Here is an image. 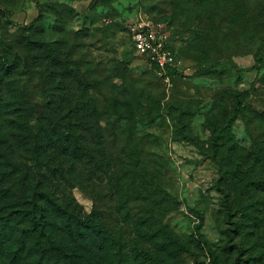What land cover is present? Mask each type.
Returning <instances> with one entry per match:
<instances>
[{"label": "rangeland", "instance_id": "1", "mask_svg": "<svg viewBox=\"0 0 264 264\" xmlns=\"http://www.w3.org/2000/svg\"><path fill=\"white\" fill-rule=\"evenodd\" d=\"M184 1L0 0V37L12 39L23 34V26H33L39 33L25 32L30 40L21 45L56 46L62 39L73 47L67 61L81 70L80 79L88 61L104 66V78L118 90L101 83L90 85L88 93L108 106L124 99L118 74L133 79L139 98L135 126L146 146L140 162L154 179L143 204L154 208L155 228L167 232L150 244L140 242L135 264H264V181L251 182L264 180L251 153L264 150V127L257 125L264 117V68H254V37L264 33V9L253 12L252 2L241 0H210L214 12L197 22L187 16ZM141 15L171 29L177 67L169 80L131 42L127 25ZM13 52L22 62L36 55L30 46ZM23 65L31 98L37 99L47 92L42 73ZM97 72L93 81L101 80ZM232 139L251 155L231 156ZM73 193L86 212L93 210V198L77 186Z\"/></svg>", "mask_w": 264, "mask_h": 264}, {"label": "trees", "instance_id": "2", "mask_svg": "<svg viewBox=\"0 0 264 264\" xmlns=\"http://www.w3.org/2000/svg\"><path fill=\"white\" fill-rule=\"evenodd\" d=\"M241 1L252 2L253 12L264 9V0ZM180 4L197 22L215 9L210 0ZM39 30L23 26V34L0 37V264H135L140 242L150 244L167 232L165 227L155 228V210L143 204L149 202L145 193H153L154 179L140 162L146 146L135 126L139 98L133 79L118 74L124 99L108 106L88 93L90 85L101 83L118 90L109 76L104 78V66L94 67L88 61L80 79L81 70L74 69L72 59L67 61L73 47L62 39L56 46L44 41L21 45L30 40L25 32L35 35ZM254 40L259 42L254 68L263 70L264 33L258 32ZM29 46L36 55L24 61L42 73L47 91L37 99L31 98L24 78L28 70L24 61L13 52ZM97 69L101 80L93 81ZM259 119L257 125L263 128L264 117ZM214 147L220 153L219 146ZM228 153L251 155L234 140ZM251 153L264 170V150ZM263 181L251 179L254 185ZM76 186L93 198L91 212L78 202ZM124 234L131 237L128 243Z\"/></svg>", "mask_w": 264, "mask_h": 264}, {"label": "built area", "instance_id": "3", "mask_svg": "<svg viewBox=\"0 0 264 264\" xmlns=\"http://www.w3.org/2000/svg\"><path fill=\"white\" fill-rule=\"evenodd\" d=\"M127 28L137 53L145 56L147 63L169 80L170 74L176 70L177 60L170 46L172 32L168 23L141 15L131 20Z\"/></svg>", "mask_w": 264, "mask_h": 264}]
</instances>
